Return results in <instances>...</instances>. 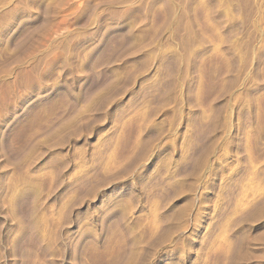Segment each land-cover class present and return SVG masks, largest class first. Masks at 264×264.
I'll return each instance as SVG.
<instances>
[{
  "label": "rangeland",
  "instance_id": "rangeland-1",
  "mask_svg": "<svg viewBox=\"0 0 264 264\" xmlns=\"http://www.w3.org/2000/svg\"><path fill=\"white\" fill-rule=\"evenodd\" d=\"M44 1L48 5L46 16L50 24L59 19V8L55 7L56 0ZM197 1L194 0L192 5L195 3L193 5L195 6ZM226 1H229V8L233 4L237 7L234 18L240 25L237 37L238 70L235 73V68L234 75L232 73L229 77L230 85L227 86L226 91L225 88L222 92H215L220 95L218 99L216 94L212 95L211 99L214 98V102L209 101L208 104L202 103V105L200 103L202 106L200 108L194 97V101H197L195 103L198 104L199 119L203 120L201 122L204 126H201L203 127L201 137L197 141L199 149L197 147L194 158L180 173V177L167 178L173 171L184 139L183 118L175 110L179 100L174 95L175 89L169 87L167 91L166 89L163 91V96L161 95L159 99L160 104H154L157 112L151 117L154 136L148 137V141L145 139L144 144L135 146L136 122L145 102L142 103L143 105L138 104L129 112H123L118 120L117 133L124 134L125 131L124 135L127 140L129 139V143L133 142V146L129 144L132 147L129 156L118 158L120 168H116L117 166L112 163L109 151L100 159L98 176L93 177L94 179L82 187V190L64 188V183L72 172L87 165L96 138L112 124L113 109L127 102L139 82L138 79L136 81L133 78L126 80L119 62L115 61L116 64H113V61L106 57L111 49L115 48L113 45H116L122 37V30L113 29L106 33L101 48L88 63V81L90 85L92 84L90 89L87 88L86 92L80 93V77L66 79L70 86L69 103L77 109L74 113L76 118L70 121L69 130L56 132L59 134L55 133V136L52 135L50 138L49 141L51 139L52 141L48 142L50 147L48 152L55 155L57 162L54 168L37 172L38 176L37 173H29L27 169L31 160L42 153L39 146L18 158L13 156L15 155L13 152L19 150L23 136L36 126V123L51 109L50 106L60 97L59 94L51 97L47 101L48 108L37 104L29 107L24 117L5 129L4 124L15 106L22 105L37 93V88L31 89L24 83L13 84L15 86L10 88L4 99L5 102H0V144H2L0 150L3 153L4 149L5 152L6 149H11L6 154L5 152L3 155L0 154L2 160H0V180H2L0 181V264H39L38 258L41 259L39 253L34 254L30 251L15 256L10 245L16 224L9 223V219H14L9 197L15 184L21 185L19 181H22L21 176L24 178L25 175L29 177H26V180L35 197L30 195L25 199L26 201L24 200V203L30 205L28 215H32L34 220H40L43 214L48 217L46 226L48 244H45L48 248L47 264H264V197L242 214L239 211L244 203L252 200L259 193H264V67L262 68V64L259 65V70L257 69L260 72L257 73V77L259 76L262 85L258 91L262 100L259 104L260 108L251 119L250 125L242 131L243 133H238L237 126L239 124L237 114L242 107H245V90L252 84L250 83L252 80L247 76L253 64L251 53L260 41H264V0ZM134 19L129 17L128 20L134 22ZM40 22L39 20L28 24L22 31L24 37L20 42L21 46L24 44L22 50L20 49L22 59L26 58L28 48L33 47L37 37L43 32L44 22ZM142 34L144 32L141 29L133 31L136 41ZM162 42L165 44L170 42L166 34ZM0 43V70L5 73L0 78V82L6 78L10 81L13 79L12 74L6 71L8 69L3 64L13 55L14 49L7 48L3 42ZM99 56L104 60L101 61ZM105 61L110 62L107 64L109 78L95 83L97 75L102 73L100 72L102 67H107L104 66ZM148 62L149 60L145 66H148ZM79 66L80 60H76L75 68L80 70ZM43 67L44 65L35 67L30 73L50 80L58 72L56 67L48 70ZM135 74L136 72L133 73ZM202 117H207L208 123H204ZM124 122L125 124H122ZM126 132L130 134L127 135ZM49 143L52 145L50 146ZM238 150L243 152L242 170L226 191V179H229L241 159ZM7 155L16 158L12 157L9 160L6 159ZM257 166L262 167V172H256ZM158 167L165 171V175L168 174L148 187L145 183L146 178ZM54 170L56 176L53 175ZM52 175L56 177L54 178L56 181L53 179L55 183L48 181ZM29 198L36 200L31 202ZM112 205L119 209L118 212L103 220L105 210ZM161 208H164L163 217H160V210H163ZM237 213H240L238 214L240 216L235 217ZM82 229L94 233L95 237L88 236L79 240L77 232ZM124 229L128 243L123 250L120 233Z\"/></svg>",
  "mask_w": 264,
  "mask_h": 264
},
{
  "label": "bare ground",
  "instance_id": "bare-ground-1",
  "mask_svg": "<svg viewBox=\"0 0 264 264\" xmlns=\"http://www.w3.org/2000/svg\"><path fill=\"white\" fill-rule=\"evenodd\" d=\"M56 1L55 7L59 8V11H57L60 17L58 20L49 24L50 21H47L48 17L46 16L48 14V5L44 0H0V42H3L7 48L10 47L14 49V51L11 50L13 51V55H9L10 58L3 64L5 68L8 69L5 70L9 71V74H12L11 77L13 79L9 81L6 80L7 78H2L3 80L0 82V102L3 103L10 88H14L15 85L13 84L24 83L26 84L25 86L31 89L37 88V93L33 95V97L28 98L22 105L15 106L13 112L11 111L12 114L9 113L10 115L7 118V122L4 124L5 129H8V126L10 127L11 124L13 126L19 118L27 113L26 111L29 107L37 104L44 108H48L49 105H47V101L51 97L56 94H59L60 97L57 102H52L53 105L51 104V109L49 108L50 110H48L46 115L36 123V126L23 136L19 150L14 151L13 153H15V155L13 156L18 158L20 155H26L32 148L39 146L42 153L37 158H34L33 161L31 160V164H29L30 166L27 169L28 172L35 174L44 169L54 168L57 160L53 153L48 152L50 149L48 142L52 141V139L51 141L49 140L52 135L55 136L56 132H63L64 129L69 130L70 121L76 118L74 113L77 112L75 106L69 103L71 98L69 97L70 86L66 79H73L77 76L80 77V93L81 91L86 92L87 88L90 89L92 84L90 85L88 81L89 75L87 65L101 48V43L106 33L113 29H119L123 31V35L122 37L119 36V38H121L117 41L116 45H113L115 48H112L106 57L108 56V59H111L113 64L115 61L119 62L120 67L123 68L122 70L126 80L133 78L134 80L136 79V81L138 79L139 82L129 95L127 102L123 106L121 105L113 109L111 114L112 124L96 138L95 144H93L94 147L89 155L88 163H86L87 165L79 169L75 168L76 170L72 172L69 178H67L68 180L66 183H64V188L81 189L86 186V184L90 180H93V177L98 174L100 159L104 154H108L107 152L109 151V153H111L112 163L117 166L116 168H120L118 167V162L120 160L118 158L129 156L132 152V147L129 144L133 143H129V139L127 140L126 135H124L125 131H122L124 134L117 133L118 120L121 114L125 111L129 112L138 106V104L145 102L143 111L136 122L137 132H135L137 133V141L136 138H134L136 141L135 146L138 147L144 144L145 139L148 141V137L151 138L152 135L155 134L151 124V117H153V113L156 111L154 104H160L159 99L161 95L163 96V91L165 89L167 91L169 87L170 89H175L174 95L177 100H179L175 110L178 111L183 118L184 139L181 152L174 164L173 171L170 172L167 178L170 179L179 176L180 173L185 170L187 164L194 158L198 147L197 141L201 137V128L203 129L201 126H204L202 125L203 122H201L203 120L199 119L198 104L201 106L202 103L205 104L209 101L214 102V98L211 99L212 95H217L218 93H215L216 91L222 92L225 88L226 91L228 88L227 86L230 85V83L228 84L229 77L235 71V68V73L238 70L236 60L237 55H239V42L237 37L240 32V25L234 18L237 7L233 4V6L229 8V1L226 0H198L195 6H193L195 3L192 5L194 0ZM129 17H134V22L129 21ZM39 20L41 21L40 23H42V21L44 22L43 28L41 27L43 32L39 37L36 36L38 38H36V43L33 44V47L29 45L31 46L30 49L28 48L29 52L26 58L22 59L21 47L24 45L21 46L20 44L21 39H24V37H22V31L28 24L36 23ZM135 29H141L144 32L141 38L137 39L138 41L133 37V31ZM165 34L170 41L167 44L162 42L164 41ZM251 54L253 64L247 72V76L252 80V82H250L252 84L245 90V107H242L237 114L239 134L243 133L242 131H244L247 125H250L251 119L258 112L260 108L259 104L262 102L261 97L258 95V91L262 85L260 84L261 81L258 79L259 76L257 77V73H260L257 69L261 64L262 68L264 67V41H260V43L254 47ZM6 58H8V56ZM98 58L101 59L100 56ZM108 59L105 60L107 61ZM76 60H80V70L75 68ZM102 60L104 59H101V61ZM148 60L150 63L148 62V66H145ZM108 63L106 62L104 66ZM42 65H44L43 68L45 70L56 67L58 70L57 74L52 77V79L46 80L43 76L38 77L30 73L35 67L38 68ZM107 68L108 65L105 68L102 67V71H100L102 73L97 75L96 81H94L95 83L109 78ZM1 71L2 70H0V72ZM134 72H136L135 75H133ZM4 74L2 71L0 78ZM224 93L225 92H223V94ZM219 96L217 95V99ZM194 97L198 102L196 100L194 101ZM86 103L88 102L86 101ZM200 108H202V106ZM207 117H205L206 119L202 117L204 123H208L209 119H207ZM133 123H135V121ZM122 124H125V122ZM73 130H75L74 126ZM59 133H56V135ZM126 134L128 135L130 133L126 132ZM51 145L52 144H50V146ZM0 146H2V144H0ZM44 149L46 152H44ZM6 150L9 152L11 149ZM4 152L2 153L1 151L0 154L3 155ZM238 153L241 159L237 162V166L229 176V179H226V191L230 187V184L236 181L242 170L241 162L243 160V152L238 150ZM13 156L10 157L7 155L6 159L10 160ZM16 157L13 158L15 159ZM116 168L114 167V169ZM3 170L2 168V171ZM256 170V172L261 171L262 167L257 166ZM24 172H26V170ZM55 172L54 170L53 173ZM44 173L46 174V172ZM25 174L26 173H24V175ZM38 175L39 173H37V176ZM53 175L56 176V173ZM53 175L51 176L52 178L48 180L50 183H55L56 181V177H53ZM166 175L161 167L155 168L149 173L145 183H147L146 185L149 187L155 181L161 180V178H164ZM26 177L27 175H25L24 178L21 176V179H23L19 181L21 185L18 183L19 185L17 184L18 186H16L15 184L9 197V203L12 213L14 214V219H9V223L16 224V230L11 238L10 245L12 246V251L15 256L23 255L26 251H30L34 254L39 253L42 260L38 258V263L47 264L48 260L46 256L48 254V248L45 244H48V232L46 230L48 217L43 216V214L40 220H34L32 215H28L30 205L24 203V200L30 195L32 196L33 193L28 185ZM53 179L55 181H53ZM263 197L264 193H259L252 200L240 206L241 210L239 211L241 214L252 205L259 202ZM34 201L31 200V202ZM161 209L163 210H160V217L164 212V208ZM118 210L119 209L115 205L107 207L103 220L110 218L117 213ZM238 214L240 213L235 214V217L236 215L237 217L240 216ZM125 230L126 229L120 233L123 250L128 243ZM77 235L79 240L88 236L95 237V234L87 229H82L77 232Z\"/></svg>",
  "mask_w": 264,
  "mask_h": 264
}]
</instances>
